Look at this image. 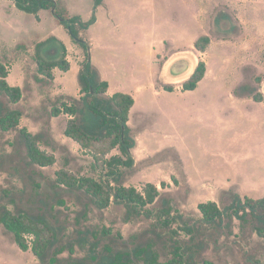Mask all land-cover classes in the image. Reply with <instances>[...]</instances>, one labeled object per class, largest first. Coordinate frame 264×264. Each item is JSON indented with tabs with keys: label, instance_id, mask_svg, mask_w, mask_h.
<instances>
[{
	"label": "rangeland",
	"instance_id": "374dc122",
	"mask_svg": "<svg viewBox=\"0 0 264 264\" xmlns=\"http://www.w3.org/2000/svg\"><path fill=\"white\" fill-rule=\"evenodd\" d=\"M59 1L61 6L74 10H91L95 2ZM122 1L134 9L129 18L133 38L124 45L118 58L130 62L131 74L125 75L123 67L117 72L124 83L144 87L138 95L137 112L131 124L132 133H140L139 146L137 143V150H134L137 165L133 172L126 174L125 185L141 189L146 181L160 179L164 171L175 169L183 173L180 171L183 160L193 176L191 188L176 184L166 187L162 186V181L159 188L162 198L170 199L174 210L198 228L197 241H206L203 256L217 264H264V239L254 232L250 223L244 224L238 218L229 221L225 216L219 225H203L198 209L200 203L217 195L216 188L198 187L205 180L220 181L217 185L223 188L218 191V204L223 209L231 203L226 191L238 192L231 185L244 187L245 182L251 187L254 184L252 189L257 191L251 193V197L264 196V105L253 98L233 95L237 80L235 68L244 71L240 86L249 85L255 91H261L260 88L264 91V0ZM46 13L48 16L40 23L36 15L20 10L11 0H0V59L12 69L10 83H16L13 77L19 78L25 92V97L14 105L23 111L20 128L30 127L36 133H43L51 146L43 145L42 148L53 152L58 159L53 166L35 168L26 160L25 148L17 140L18 131L3 133L0 130V207L5 204L12 210L22 208L32 214L43 213L59 227L61 244H69L76 237V229L105 226L112 230V236L101 237L102 242L119 249L155 242L165 259L166 229L157 225V213L137 215L126 221L123 205L111 204L105 210H98L84 193L54 187L58 169L66 167L78 175L96 178L104 169L95 166L91 152L81 148L72 151L51 133L52 107L62 101L72 103V96L58 92L53 81L37 78L35 59L39 50L42 54L45 44L39 47L53 38L48 35L56 32L53 21H59L53 11ZM97 16L101 17V24L93 29L94 35L107 30L103 28L101 14ZM144 22L150 25L144 28ZM203 34L210 35L212 43L201 53L195 50L194 43ZM236 49H244V55ZM90 54L93 62L99 58L98 62L111 72L97 43L91 42ZM198 59L209 63V76L197 89L183 91L181 79ZM96 66L102 76L103 69ZM165 66L174 74L168 84L176 89L172 92L162 89L161 95L155 96L150 91L153 88L149 85L150 79L157 74L158 68ZM56 68L59 71L60 68ZM133 77L137 78L135 82L131 81ZM258 77L263 78L261 83L257 82ZM65 80L69 92L79 86L73 72ZM156 81V85L162 86L159 79ZM58 120L55 126L60 130L62 122ZM119 154L116 148L107 157ZM35 183L42 187L36 188ZM59 199H63L65 205L59 204ZM161 207V199L149 206L152 210ZM85 211L87 217L82 215ZM182 225L180 220L169 229L177 231V238L186 239ZM85 253L86 250L76 247V257ZM62 256L67 257L68 252ZM0 264H40L31 250L19 248L1 223Z\"/></svg>",
	"mask_w": 264,
	"mask_h": 264
},
{
	"label": "trees",
	"instance_id": "16d2710c",
	"mask_svg": "<svg viewBox=\"0 0 264 264\" xmlns=\"http://www.w3.org/2000/svg\"><path fill=\"white\" fill-rule=\"evenodd\" d=\"M17 8L38 17L41 10H51L59 22L70 33L73 41L84 49L85 60L81 64L78 81L81 88L79 98L70 97L72 103L62 101L60 105H54L51 109V117L62 113L70 115L65 128V135L79 143L82 150L91 152L95 166H102V172L98 178L90 175H78L66 167L55 172L54 187L67 188L84 193L98 210H105L111 204L123 205L126 209V221L134 216L157 213V225L166 229L164 249L165 259L156 249L155 242L146 245H137L133 249H119L110 243L102 242L103 236H112V230L103 226L99 229H76V237L67 245L60 243L59 227L52 224L43 213L32 214L24 209L12 210L8 205L0 207V223L6 232L12 234L13 241L23 251L31 250L39 259L40 264H217L203 256L204 242L197 241L198 228L187 223L184 215L177 213L170 199L162 198L161 189L154 183H146L141 189L135 186L125 185L128 172L136 168L134 149L137 139L129 125L130 113L135 105V98L129 93L117 92L108 94L109 83L104 80L99 69L91 58V41L85 34L97 21L98 7L104 0H95L93 13L90 19L85 20L81 15H70L67 7L61 6L59 0H12ZM47 42H58L52 38ZM42 43V45L46 44ZM60 42V41H59ZM211 37L203 34L197 38L194 47L205 52L210 44ZM64 56L59 61H46L38 51L36 65L37 78L45 77L53 81L54 68L61 70L70 69V63L66 59V47L60 42ZM208 70L207 63L200 60L192 75L183 81V91L195 90L204 79ZM9 67L0 59V130L7 133L18 131L17 140L25 148L28 164L38 167H49L58 161L54 153L42 148L43 145L51 146L45 140L43 133H32L27 128H20L23 111L14 105L23 98V90L19 86L11 85L8 81ZM263 78L258 77L261 83ZM162 88L172 92L176 89L173 84L163 83ZM234 94L239 97L250 96L255 101H263L261 91H255L249 85L238 86ZM52 148L55 149L54 146ZM119 149V155L107 157L114 149ZM67 160V156L64 157ZM67 166V165H66ZM36 188H41L40 183H35ZM164 186V183H162ZM229 193L231 203L224 209L216 201L202 202L198 209L202 215L200 221L203 225H219L225 216L229 221L238 218L245 223H250L254 232L264 239V196L261 198L242 197L233 189ZM161 199L162 207L152 210ZM42 200V199H41ZM14 202V201H13ZM58 203L65 205L63 199ZM87 217L86 211L82 213ZM183 221L181 230L187 233L186 239L177 238V231L171 230V226L177 221ZM169 229V230H168ZM27 235H32L30 242ZM121 237V233L118 234ZM160 237V236H159ZM86 250L84 256L76 257V247ZM68 252L67 257L62 255Z\"/></svg>",
	"mask_w": 264,
	"mask_h": 264
},
{
	"label": "crops",
	"instance_id": "0c3cea01",
	"mask_svg": "<svg viewBox=\"0 0 264 264\" xmlns=\"http://www.w3.org/2000/svg\"><path fill=\"white\" fill-rule=\"evenodd\" d=\"M85 2L87 4V3H89V0L85 1ZM66 7H67L70 15H81L85 20L90 19V17L92 16V12H93L92 6L90 7L91 10H87V9L86 10H76V9L74 10L70 6L69 7L66 6ZM133 10L134 9L130 5L123 2L122 0H104L103 4H101L98 7L97 14H99V15L101 14L103 21H104L103 22V24H104L103 28H105V30L106 29L107 30L105 31V33H98L96 35L93 34V29L97 28L96 26L101 24V17L99 19V17L97 16V21L90 27L88 32L85 34V36L92 43H97L98 47L103 52L104 61L108 65H110V67H111V72L109 70L106 71L104 68L105 64L98 62L99 58L97 60H94V62H93L95 65H100V67L103 69L102 78L104 80L108 81V83H109L108 94L113 95L117 92L129 93V94L133 95L135 100H136L135 105L133 106V108L131 110L130 120H129V125L132 129H133V126L131 125L132 119H133L135 112H137L136 108L138 107V103H139V99H138L139 96L138 95L144 91V89H143L144 87L141 86L140 84L136 85L137 83H134L135 84L134 86H130L128 83H124L119 78L117 69H122V67H123L124 68L123 71L125 72V75L129 76V74H131L130 73L131 72L130 71V65H131L130 62L127 60L119 59L118 54L120 53V51L124 47V45L126 43H129L133 38L132 31H131L132 25L129 22V20H130L129 18L132 16ZM46 12H47V10H41L38 14V17L36 16L40 23L43 22L44 16H48ZM143 24H144V28H147V25H150V23H147V22H144ZM53 26H54V31H56V32H50L48 36H49V38L54 37L58 40V42L60 41L64 44V46L66 47V51H67L66 52V59L70 63V69L67 71H64L61 69H59V71H58L57 68H54L53 73L55 75V79L53 80V83L56 86V89L58 90V92H62L67 96L79 98L81 96V88H80V84L78 82V76H79V72L81 69V64L85 60V57H86L85 52L83 51L82 47H80L78 44H76L73 41L70 33L64 27V25H62L59 21L54 20ZM108 35H111V38H109ZM233 46H235V45H233ZM195 50L199 51L196 48H195ZM236 51H239V49H236ZM199 52H201V51H199ZM201 53H203V52H201ZM238 53L241 55H244V49H241ZM200 60H203V59H198L197 64L194 65L192 70L183 79H181V82L188 79L192 75V73L196 69ZM92 61H93V59H92ZM207 64H208V71H207L204 79L201 81V83L204 82L205 79L209 76L210 66H209V63H207ZM11 70L12 69H9V76H8L9 83L12 80ZM70 72H73V76H74V78L75 77L77 78V82L79 85L74 90V92H69L67 90V85H66L65 79ZM156 72H157V74H155L150 79V84H149L150 86L152 84L153 88L150 89V91L152 93L154 92L153 95H155V96L161 95V90L163 89L162 86L156 85V83H157L156 80L159 79L162 83H170L171 82L170 80L174 77V74L172 73L170 67H167V66H165L162 69L158 68V70ZM235 74H236L237 80L235 82L236 85L233 89V95L236 98H242V99L252 98L250 96L239 97V96H236L234 94V90L238 86H240L244 81V71L239 69V68H235ZM13 80L16 83H10V84L14 85V86L21 87L23 90V98H24L25 97L24 87H23L20 79L13 77ZM136 80H137L136 77H133V79H131L132 82H135ZM201 83H199V84H201ZM260 90H261V92H263V96H264L263 89L260 88ZM256 102L258 104L264 105V100L259 101V102L256 101ZM148 108H150V107H148ZM62 114H65V113H62ZM62 114L59 116H55L51 119L52 125H53L51 133L54 134V137H56V140H59L63 144H66V146L70 147L72 151L75 150L74 148H77V150H78L81 148L79 143L76 142L74 139L66 136L64 133L67 121L70 117H63ZM67 115L68 114H66L65 116H67ZM57 119H59L58 121L62 122L60 125V130H57L56 126H55ZM22 121H23V118L21 119V123H22ZM27 129L32 133H36V131H33L30 127ZM134 135L138 140V146H139L140 133H134ZM137 147L135 148L136 150H137ZM51 153H53V152H51ZM138 159L140 160V158H138ZM180 163L182 165H184V166H182V169L180 170L183 173H178L179 170H175V169L172 170L171 169V171H164L161 174L162 177H160V179L155 178L151 181H146V183L150 182V183H154V184L159 186L160 182L162 181V183H164V186H166V187H173L176 184L178 187L191 188V182H193V179H192L193 176H191L189 174V172L187 171V168L185 167L184 161L182 160V161H180ZM139 172H140V170H139ZM218 182H220V181L214 180L211 183V182H208L207 180H205L200 184L201 186H198V187H205L206 186V187H210V188L212 187V188L217 189V195H215L213 197L211 196L209 199L206 200V202L207 201H216L218 203V198H219L218 191L219 190L221 191V188H223L222 186L217 185ZM252 186H254V184L251 185V187H250L247 184H245V182H244V187L243 186L238 187L237 184L234 186L231 185L230 187L236 188L238 193L241 196L251 197L252 196L251 193H253L254 191H257L256 189H252V188H254ZM224 190H227V189H224Z\"/></svg>",
	"mask_w": 264,
	"mask_h": 264
},
{
	"label": "water",
	"instance_id": "95a60500",
	"mask_svg": "<svg viewBox=\"0 0 264 264\" xmlns=\"http://www.w3.org/2000/svg\"><path fill=\"white\" fill-rule=\"evenodd\" d=\"M42 57L46 61H59L63 58V48L59 42H49L42 48Z\"/></svg>",
	"mask_w": 264,
	"mask_h": 264
},
{
	"label": "built area",
	"instance_id": "2783aa9c",
	"mask_svg": "<svg viewBox=\"0 0 264 264\" xmlns=\"http://www.w3.org/2000/svg\"><path fill=\"white\" fill-rule=\"evenodd\" d=\"M27 238L29 239V238H33V236L32 235H27ZM30 241V240H29ZM31 242V241H30Z\"/></svg>",
	"mask_w": 264,
	"mask_h": 264
},
{
	"label": "bare ground",
	"instance_id": "6f19581e",
	"mask_svg": "<svg viewBox=\"0 0 264 264\" xmlns=\"http://www.w3.org/2000/svg\"><path fill=\"white\" fill-rule=\"evenodd\" d=\"M191 70H192V68H191Z\"/></svg>",
	"mask_w": 264,
	"mask_h": 264
}]
</instances>
